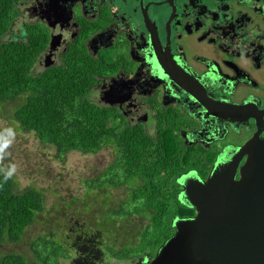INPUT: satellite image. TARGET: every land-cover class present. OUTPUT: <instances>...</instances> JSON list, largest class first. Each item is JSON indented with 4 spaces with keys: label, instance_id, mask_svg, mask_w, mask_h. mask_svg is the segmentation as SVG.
I'll return each mask as SVG.
<instances>
[{
    "label": "flooded vegetation",
    "instance_id": "obj_1",
    "mask_svg": "<svg viewBox=\"0 0 264 264\" xmlns=\"http://www.w3.org/2000/svg\"><path fill=\"white\" fill-rule=\"evenodd\" d=\"M36 1L49 40L61 35L50 65L77 37L95 60L116 58L89 93L128 122L173 129L212 157L209 170L236 152L240 167L246 142L264 140V0Z\"/></svg>",
    "mask_w": 264,
    "mask_h": 264
},
{
    "label": "trees",
    "instance_id": "obj_2",
    "mask_svg": "<svg viewBox=\"0 0 264 264\" xmlns=\"http://www.w3.org/2000/svg\"><path fill=\"white\" fill-rule=\"evenodd\" d=\"M22 1L27 0H0V36L11 28L18 15L17 4ZM23 27V40L0 42V116L5 103L16 101L10 116L16 127L33 132L41 143L54 147L59 158L70 151L95 153L104 144L112 143L115 147L113 161L100 175L87 180L85 195L93 204L95 198L91 190L102 192L108 185L126 184L128 195L115 208L103 207L100 212L95 208L78 220L89 221L96 230L90 239L96 256L101 259L105 254L118 259L153 257L159 245L172 234V219L195 213L193 208L179 201L180 185L176 177L195 170L198 176L205 178L212 157L205 159L196 146L183 145L173 129L161 128L151 136L142 124L128 122L115 108L90 100L88 95L96 82V74L111 70L116 58L95 60L78 37L60 55L59 63L33 74L38 58L48 47L50 29L40 21L26 22ZM89 28L83 29L87 30L84 37H88ZM105 172L107 175L103 178ZM45 210V194L41 189L28 186L18 191L14 178L5 183L0 173V244L21 241L25 229L39 222ZM105 217L111 220V232L106 229ZM144 217L148 220L145 225L141 221ZM133 218L135 222L131 223ZM126 222L134 224V236L137 235L139 241L130 248L123 245L116 249L110 241L118 240L115 234L124 231ZM46 237L35 239L33 250L40 264H59L62 252L57 245L66 247ZM86 260L79 259L75 251V264H85ZM0 264L30 263L24 255L9 251L0 253Z\"/></svg>",
    "mask_w": 264,
    "mask_h": 264
},
{
    "label": "rangeland",
    "instance_id": "obj_3",
    "mask_svg": "<svg viewBox=\"0 0 264 264\" xmlns=\"http://www.w3.org/2000/svg\"><path fill=\"white\" fill-rule=\"evenodd\" d=\"M36 4V0L22 1L17 4L18 15L9 31L0 36V42L23 40L25 38L24 23L43 22L38 13L32 12V7ZM56 32L52 31V33ZM64 46L65 44L62 43L54 51V63L60 62V54L64 50ZM44 53L35 64L33 74H38L45 68ZM88 97L99 104L103 103L97 93L94 92V88H92ZM16 104V101L8 102L1 109L0 132H3L6 128H12L15 136L12 146L8 149V155L0 164V167L15 164L17 166V172L13 176L15 189L21 191L28 186L41 189L45 194L46 210L39 216V222L36 221L25 229L21 241L0 244V253L18 252L24 255L30 264H40L41 260L33 250V243L39 236H47L46 238L52 237L51 240L54 239L63 243L66 247L64 248L60 244L57 245L62 252L59 253L62 256L58 257L59 264H75V251L78 253L79 259L87 258L85 264H139L140 260L133 257L118 259L113 258L110 254L103 255L102 259L97 257L93 242L90 239L96 230L90 226L89 221L78 220L79 216L86 217L95 208L99 212L103 207L115 208L118 202L128 195L129 186L127 184L125 186L118 185L117 187L108 185L102 192H100V189L91 190V192H94L95 198L93 204L88 202L85 195L87 180L100 175L113 161L115 157L113 144L106 143L95 153L83 154L70 151L66 153L65 157L59 158L54 147L41 143L33 132H24L16 127L15 121L10 119L11 111ZM151 123V126L146 127V131L149 135L154 136L155 130L152 120ZM106 175L107 172L103 174V178ZM120 204L118 205L119 208ZM125 206L128 207L129 204L126 203ZM90 210L91 212H89ZM105 221L106 229L111 232V220L105 217ZM130 221L131 223L135 222V219L133 218ZM141 221L145 225L148 220L144 217ZM131 223H124V231L116 232L115 237L113 236L118 240L110 241L116 249L121 248L123 245L130 248L132 243H138L137 235L134 236V224ZM117 224H119V221H117ZM51 232L54 233V236L51 235ZM136 232L138 233L139 230L136 229ZM82 235H87L89 238L87 240L83 239ZM131 240L132 242H130ZM87 250L88 253L86 254Z\"/></svg>",
    "mask_w": 264,
    "mask_h": 264
},
{
    "label": "water",
    "instance_id": "obj_4",
    "mask_svg": "<svg viewBox=\"0 0 264 264\" xmlns=\"http://www.w3.org/2000/svg\"><path fill=\"white\" fill-rule=\"evenodd\" d=\"M60 36L49 40L45 67ZM243 148L240 167V152L227 153L205 179L193 171L179 177L178 199L195 213L174 217L172 234L139 264H264V140L253 136Z\"/></svg>",
    "mask_w": 264,
    "mask_h": 264
},
{
    "label": "clouds",
    "instance_id": "obj_5",
    "mask_svg": "<svg viewBox=\"0 0 264 264\" xmlns=\"http://www.w3.org/2000/svg\"><path fill=\"white\" fill-rule=\"evenodd\" d=\"M14 130L12 128H6L3 132H0V164L3 163L8 155V149L14 142ZM17 172V166L15 164H9L6 167H0V173L3 174V181L6 183L12 179Z\"/></svg>",
    "mask_w": 264,
    "mask_h": 264
}]
</instances>
